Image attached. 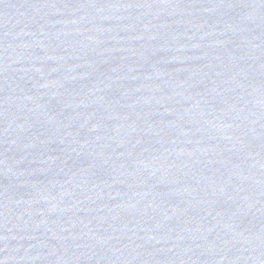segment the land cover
I'll use <instances>...</instances> for the list:
<instances>
[{
    "label": "water",
    "instance_id": "water-1",
    "mask_svg": "<svg viewBox=\"0 0 264 264\" xmlns=\"http://www.w3.org/2000/svg\"><path fill=\"white\" fill-rule=\"evenodd\" d=\"M0 264H264V0H0Z\"/></svg>",
    "mask_w": 264,
    "mask_h": 264
}]
</instances>
